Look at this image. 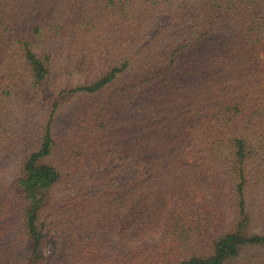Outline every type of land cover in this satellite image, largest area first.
I'll use <instances>...</instances> for the list:
<instances>
[{"label":"trees","instance_id":"1","mask_svg":"<svg viewBox=\"0 0 264 264\" xmlns=\"http://www.w3.org/2000/svg\"><path fill=\"white\" fill-rule=\"evenodd\" d=\"M0 264H264V0H0Z\"/></svg>","mask_w":264,"mask_h":264},{"label":"rangeland","instance_id":"2","mask_svg":"<svg viewBox=\"0 0 264 264\" xmlns=\"http://www.w3.org/2000/svg\"><path fill=\"white\" fill-rule=\"evenodd\" d=\"M227 26H228L227 23L217 25L208 33L207 36H205L202 39L201 43L208 44V43L219 41V40L226 38ZM54 192H57L59 195H61V193H62V191H59V189H56ZM61 196L63 197L64 194H62Z\"/></svg>","mask_w":264,"mask_h":264}]
</instances>
